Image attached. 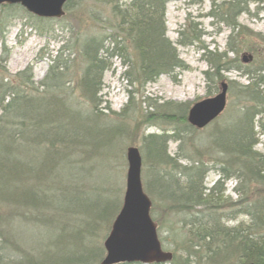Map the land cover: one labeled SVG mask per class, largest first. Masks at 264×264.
I'll return each mask as SVG.
<instances>
[{
    "label": "trees",
    "instance_id": "1",
    "mask_svg": "<svg viewBox=\"0 0 264 264\" xmlns=\"http://www.w3.org/2000/svg\"><path fill=\"white\" fill-rule=\"evenodd\" d=\"M78 1L67 0L65 9L74 2L75 7ZM93 1L108 7V18L101 20L96 16V9L89 7L93 30L63 43L51 59L44 79L38 83L33 81L30 67L14 75L6 71L2 63L8 49L2 38L0 264L100 263L104 247L83 240L95 234L96 225L109 223L117 215L119 205L113 211L112 201L102 204L82 200L68 207L59 202V195L69 194L71 200H79L86 188L77 181L63 184L60 178L63 168L82 170L86 163L91 168L95 158L112 150L117 133H131L127 126L116 128L104 121L107 116L104 108L99 107L98 98L102 76L110 69L112 57L120 58L128 66V77L141 85L163 74L175 80L174 71L186 68L176 46L166 37L165 6L169 0ZM190 1L197 4L202 0ZM259 1H225L211 15L232 31L237 29L239 37L242 32L237 16L248 12V2ZM2 5L24 10L20 5ZM26 16L34 18L31 14ZM36 19L42 21L39 17ZM98 26L103 30L97 31ZM178 34L177 42L181 45L200 42L201 31L195 23H187ZM255 36L264 41V34L255 33ZM66 50H74L82 61L80 74L71 87L67 78L70 61L63 57ZM229 52L237 53L235 45L229 43L222 52L207 51L211 70L204 73L207 82L219 83L223 80L221 70L230 67L243 73L248 82L235 87L239 103L236 109L207 132L213 152L208 160L218 164L220 172V178L212 186L205 187L203 183L213 165H208L203 156L192 158L186 153L187 138L194 131L186 118L188 106L166 102L153 105L155 111L145 115V123L169 121L172 124L168 132H142L140 136L144 170L149 175L146 191L190 212L189 236L184 249L195 248L194 252H185L181 261L173 254L170 260L153 264H191L202 258L204 264H264V190L249 196L250 185L264 189V154L255 149L259 136H264V61L250 71L239 64L238 58L229 59ZM116 114L122 116V113ZM169 140L178 142L182 155L177 153L174 157L167 153ZM178 157L186 159L187 164L178 162ZM229 178L238 182L234 191L239 197L246 198L244 203L231 207L236 209L233 215L230 214L234 211H222L231 210L226 206L223 186ZM240 214L247 221L227 225L228 220ZM70 215H85L88 219L67 230L64 219ZM36 224L43 232L30 235L28 240L25 237V244H21L23 230Z\"/></svg>",
    "mask_w": 264,
    "mask_h": 264
},
{
    "label": "rangeland",
    "instance_id": "2",
    "mask_svg": "<svg viewBox=\"0 0 264 264\" xmlns=\"http://www.w3.org/2000/svg\"><path fill=\"white\" fill-rule=\"evenodd\" d=\"M225 1L229 0H202L201 3L197 4L191 3L190 0H169L166 3V37L176 46L178 56L186 66L183 70L176 69L174 71L175 80L171 76L163 74L155 81L141 85L140 82L132 81L128 77L126 74L128 66L120 58H111V67L102 76V88L98 93L99 107L104 108V113L107 116L104 120L106 124L116 128H119L120 125L127 126L131 133L128 135L123 132L117 133L118 135L112 141V150L96 156L97 158L91 163L93 165L91 168L90 164L86 163L82 170L63 168L60 173L63 184L66 181H77V184L84 183L86 186L83 188V195L77 198L79 200H71L69 194L59 195V202L62 205L70 207L76 201L82 200L99 201L102 204L105 201H112L115 203L113 209L115 211L118 205L119 207L122 205L126 188L127 149L128 147L138 148L142 158L141 183L151 200L149 214L155 225L161 249L171 253V255H177L180 261L184 259L185 252H194L195 249L192 247L184 249L187 246L189 236L187 222L190 212L179 209L173 206L172 202L154 194L151 195L146 191L145 183L149 175L144 170L145 158L140 136L142 132L145 134L168 132L172 128L169 121L163 123L144 122L145 115L155 111L153 105L174 102L184 103L189 108L198 101L214 96L217 90L221 89V82H225L227 92L224 110L205 127L194 128L192 134L187 138L186 147L188 150L186 153L192 155V158L203 156L205 161H209L208 158L213 152L209 147L207 132L210 131L213 124L224 119L226 115L236 109L239 103L236 99L235 87L239 84H247L248 79L243 73L232 67L228 71L221 72L223 81L217 82V84L207 82L204 73L211 71L207 62V51L212 53L226 51L227 45L230 43L235 45L237 53L229 52L228 58H238L241 66L253 69L261 66L262 61H264V41L255 36V33L264 34V0H260L259 3L248 2V12H242L237 16L236 21L242 32L239 37L236 36L237 29L232 31L230 26L218 21L216 17L211 15L212 10L215 11V7ZM74 4L75 2L68 9L64 7L63 15L58 18L39 16L42 21L36 19L38 16H34L35 19L27 17L26 15L30 14L25 9H9L0 4V57L3 38L8 54L2 64L9 74L14 75L30 67L33 81L35 83L40 82L47 73L51 59L57 54L63 43L72 41L74 38L77 39V36L79 37L82 33L93 30V27L90 26L92 25L90 22L93 21L90 20L87 11L89 7L93 6L96 9V16L101 20L108 18V7L99 5L93 0H80L73 7ZM16 5L19 6L20 4L9 6ZM187 23L197 24L201 31L199 43L181 45L177 42L179 30L183 29ZM102 26L104 25L102 24ZM96 28L99 32L103 30L99 29V26ZM242 55L248 58V62L243 63ZM63 57L70 61L67 78L71 82V87V84H75L80 74L82 61L77 57L74 50H66ZM215 85H217L216 88ZM116 113H122V116H117ZM166 146L170 156L176 157L177 153L183 154V151H178L177 141L169 140ZM255 149L264 154V136H259V142L255 145ZM178 162L187 164V160L181 157ZM208 165L213 166L209 168L204 178L203 185L205 187L212 186L220 173L218 172V164L209 161ZM236 182L234 178H231L225 180L223 184L226 206L230 209L238 203H244V199H246L239 197L234 191L238 183ZM249 188V196L259 195L264 190L256 184L250 185ZM222 211L225 213L234 211L230 214L233 215L236 209L228 210L225 208ZM114 218L109 223L105 222L103 226L96 225L98 229H95V234L85 236L87 239L83 242L90 240L103 246ZM85 219H88L85 215H70L64 219V222L67 224V230H69L84 224ZM238 221H247V217L240 214L235 219L228 220L227 225L233 226ZM38 228V224L33 225L32 228H25L22 232L21 244H25V239L28 240L30 235H39L40 232H43L44 229L38 230ZM204 263L205 260L202 258L200 261L191 264Z\"/></svg>",
    "mask_w": 264,
    "mask_h": 264
},
{
    "label": "water",
    "instance_id": "3",
    "mask_svg": "<svg viewBox=\"0 0 264 264\" xmlns=\"http://www.w3.org/2000/svg\"><path fill=\"white\" fill-rule=\"evenodd\" d=\"M66 2L67 0H0V4H20L27 12L47 18L62 16ZM242 59L244 62L248 60L245 55ZM220 86L217 94L196 102L189 109L187 120L191 125L203 127L224 110L227 84L222 82ZM126 160L128 167L123 203L104 240L105 256L100 264L164 261L170 257V253L161 249L149 214L151 201L141 183L142 158L138 148L128 147Z\"/></svg>",
    "mask_w": 264,
    "mask_h": 264
},
{
    "label": "bare ground",
    "instance_id": "4",
    "mask_svg": "<svg viewBox=\"0 0 264 264\" xmlns=\"http://www.w3.org/2000/svg\"><path fill=\"white\" fill-rule=\"evenodd\" d=\"M167 2H168V1H167ZM190 2H191V1H190ZM191 3H192V2H191ZM165 9H166V6H165ZM57 54H58V52H57ZM57 54H56V55H57ZM56 55H55V56H56ZM242 58H243V55H242ZM242 58H241V59H242ZM242 61H243V59H242ZM242 61H241V62H242ZM246 62H248V61H245V62L243 61V63H246ZM244 67H245V66H244ZM230 68H232V67H230ZM230 68H229V69H230ZM229 69H228V70H229ZM228 70H221V72H222V71H228ZM236 70H237V69H236ZM250 71H252V70L250 69ZM222 81H223V80H222ZM221 83H222V82H221ZM220 85H221V84H220ZM168 90H170V89L168 88ZM219 91H220V90H219ZM219 91L217 90V92H216L215 94H217ZM192 106H193V105H192ZM190 108H191V107H189L188 110H187V115H188V111H189ZM186 118H187V117H186ZM216 118H217V117H216ZM216 118H214L212 121H210V123L213 122ZM187 122H188V120H187ZM188 123H189V122H188ZM189 124H190V123H189ZM208 124H209V123H208ZM208 124H207V125H208ZM190 125H191V124H190ZM191 126H192L193 128H199V129H201V128L205 127L206 125L203 126V127H196V126H194V125H191ZM261 136H262V135H261ZM219 178H220V173H219V176H218L217 180H218ZM229 179H231V178H229ZM217 180H216V181H217ZM216 181H215V182H216ZM215 182H214V183H215ZM214 183H213V184H214ZM223 184H224V182H223ZM143 191H144V189H143ZM124 192H125V191H124ZM144 192H145V191H144ZM145 194H146V193H145ZM146 195H147V194H146ZM147 196H148V195H147ZM148 197H149V196H148ZM149 199H150V198H149ZM150 201H151V200H150ZM122 203H123V201H122ZM120 208H121V207H120ZM119 210H120V209H119ZM118 212H119V211H118ZM164 252H165V251H164ZM168 253H169V252H168ZM171 258H172V255H171V253H170V257L167 258V259L164 260V261H160V262L153 261V262H151V263H146V264H153V263L166 262L167 260H170ZM133 263H140V262H133ZM141 264H143V263H141Z\"/></svg>",
    "mask_w": 264,
    "mask_h": 264
}]
</instances>
